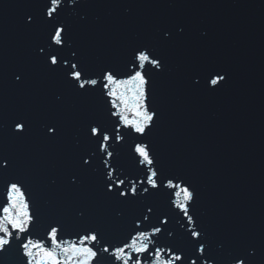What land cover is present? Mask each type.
Listing matches in <instances>:
<instances>
[{
    "label": "water",
    "instance_id": "95a60500",
    "mask_svg": "<svg viewBox=\"0 0 264 264\" xmlns=\"http://www.w3.org/2000/svg\"><path fill=\"white\" fill-rule=\"evenodd\" d=\"M44 3L0 0V203L11 183L21 186L34 218L27 239L51 247L50 226L68 243L96 229L101 247L117 246L135 234L139 218L142 231L162 227L155 243L182 249L184 264H191L186 228L192 225L175 206L179 189L164 186L173 178L194 192L189 214L215 264H233L234 256L253 250L248 264H264V0H62L53 22L67 29L63 47L55 46L58 68L46 65L40 51L54 52ZM136 49L160 58L161 69L134 68ZM65 58L84 69L85 80L100 83L74 87L65 78ZM105 70L117 79L135 70L145 75V103L157 115L144 135L124 127L121 115L135 117L118 100L113 107ZM210 73L226 80L213 86ZM17 122L26 125L19 134ZM93 125L124 137L109 142L112 157L90 137ZM136 144L148 146L152 166L140 162ZM149 167L158 172L159 189L139 183ZM109 171L113 185L125 181L121 190L137 182L149 193L120 197L114 187L106 194ZM22 256L12 239L0 250V264H22ZM100 264H112L108 254Z\"/></svg>",
    "mask_w": 264,
    "mask_h": 264
},
{
    "label": "snow or ice",
    "instance_id": "6c2138e0",
    "mask_svg": "<svg viewBox=\"0 0 264 264\" xmlns=\"http://www.w3.org/2000/svg\"><path fill=\"white\" fill-rule=\"evenodd\" d=\"M62 0H45L44 7L41 15L45 22L53 24V27L49 33V39L54 52L46 53L44 48H41V53L45 55V63L49 67H60L61 61L58 59L55 53L60 51V48L55 46L64 45V36L67 31L66 27L61 25L57 26L54 21L60 16L63 8L61 7ZM34 22L33 16L27 17V23ZM73 57L77 55L75 51L72 53ZM64 65L68 66L65 72V78L69 83H72L74 87L78 86L79 89L87 90V86H96L100 83L97 79L83 78L84 69L78 66V63H71L68 65V60H63ZM146 63L153 65L156 69H161L162 60L158 57H153L145 50L136 49L134 51V68H143ZM126 79H117L116 75L111 70H105L101 73V78L104 81L103 87L106 89V94L109 97L115 98L113 100V107H116V100L122 104L125 109L131 111L135 119H129L128 116L121 115L120 120L124 127L129 131L135 132L139 135H144L146 129L154 124V118L157 113L150 111L146 106L147 94L146 84L147 80L145 75L140 70L134 72L129 71L125 74ZM17 81L21 80V77L17 75L15 77ZM208 80L211 85L219 87L220 82L225 81L226 77L220 73H215L213 76L211 73L208 76ZM26 125L23 122H17L15 124V132L19 134L25 130ZM49 132H55L56 129L49 126L47 129ZM90 137H96L99 144V151L106 153L108 157H112V152L108 151L110 147V141L114 138L117 142L124 139L119 134L117 129L115 136L111 137L108 132L100 125L90 126ZM134 151L140 158V162L146 166H152L154 159L147 145L136 144ZM82 164L88 166L90 161L82 158ZM8 162H4V167H7ZM2 170V169H0ZM109 180L105 182V193L110 195L113 192V188H116V193L120 197H137L142 194L149 193V187L137 188V182H129L128 185L121 190V186L125 185L124 180L118 181L115 185L110 182L112 172H108ZM159 175L157 170L152 167L148 168L145 174V179L139 181L140 184H147L152 189H159L161 183H158ZM75 183V180H73ZM165 187L172 189H179L174 191L175 206L183 213L187 218V224L192 227L186 228L188 237V243L192 246L193 256L195 257L191 264H200L203 260V264H215L214 259L208 255V248L203 239L202 231L198 230L196 222L189 214V202L195 200L193 191H190L188 186L182 187L180 184H174L173 178L166 180ZM7 191L6 202L0 203V250H6L10 245L12 239L18 241V248L23 250L22 264H100L104 254H108V258L111 259L112 264L119 261L120 264H184L186 256L182 249H177L175 246L160 247L155 243L154 237L157 233L163 231L162 227L154 226L151 232L140 230V219L138 218L134 222V235L124 239L120 245L112 246L108 242H104L103 246H100L99 232L96 229H86L84 235L80 236L78 241L71 243L60 241L58 238L59 229L57 227H49L47 232V238L51 243V247H46L40 242H33L31 239H27L30 233V225L34 223V218L29 213V205L25 200V195L21 190V186L17 183H11ZM182 197V199H180ZM6 204V206H5ZM148 213L153 210L151 207L147 208ZM144 220L148 219V216L143 217ZM161 225L168 223L167 218L159 221ZM185 227V225H182ZM23 234V235H20ZM172 233L169 232V236ZM92 245V246H89ZM179 253V254H178ZM198 253V255H197ZM256 255L255 250L246 254L245 257L234 256L233 264H248V257H254ZM149 257L152 259L150 260ZM167 257V258H165Z\"/></svg>",
    "mask_w": 264,
    "mask_h": 264
}]
</instances>
